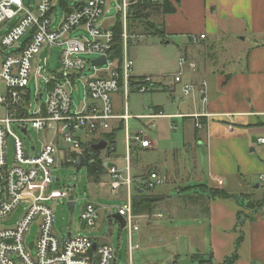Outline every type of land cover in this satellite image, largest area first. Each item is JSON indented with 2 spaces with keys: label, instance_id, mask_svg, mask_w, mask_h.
Masks as SVG:
<instances>
[{
  "label": "built area",
  "instance_id": "2783aa9c",
  "mask_svg": "<svg viewBox=\"0 0 264 264\" xmlns=\"http://www.w3.org/2000/svg\"><path fill=\"white\" fill-rule=\"evenodd\" d=\"M104 1L36 0L31 11L25 8L22 0H0V221L9 220L19 210L15 224L0 227V264H120L115 250L108 243H97L80 233L68 232L69 235L57 237L53 232L54 214L47 203L51 199L72 201L69 187L51 189L50 184L59 179L52 171L63 165L75 167L78 155H83L85 150L83 145L88 143L91 147L104 139L103 134L107 133L115 118L124 123L126 165L120 169L108 161L115 146L106 139L104 150L108 154L103 161H106L107 187L111 194L116 196L121 189L124 190V203L117 208V214L125 222L130 261L132 251L138 248L137 244L131 243L133 232L139 228L138 219L152 216L132 212L130 147L135 143L150 148L151 140L143 130L133 135L128 132L130 116L126 107L132 82L136 92L146 93L162 88L167 81L161 75L136 78L132 72V59L127 54L121 59L109 58L114 32L111 27H101L97 23L103 14ZM119 5L124 41L122 51L126 53V8L129 2L121 0ZM57 6L62 7L63 16L53 27L51 16ZM81 29L87 32V38L70 36ZM202 38V34L189 36L191 43ZM53 46L61 48L60 66L50 77H42L44 90L37 89L31 101L28 84L35 59L42 49ZM83 53H97L96 58L104 56L105 64L95 66L92 63L95 58L84 59L80 57ZM177 64L179 71L172 76V83L182 82L185 67L195 68V63L183 55H179ZM37 69H42V65L37 63ZM87 70H92L88 76L84 75ZM75 79L83 84L86 98L72 111L71 89ZM118 91H122L124 106V113L119 116L113 113L110 97ZM182 92L196 97L202 105L207 102L205 80L184 83ZM152 116L159 117L161 113ZM205 116L206 113L193 114L196 128L202 127L200 117ZM14 126L23 135L28 134L29 128L41 132L39 146L33 143L26 146ZM9 138L13 143L10 165L7 163ZM93 161V158L88 160L89 163ZM161 183L157 173L150 171L142 186L151 189ZM98 217L97 207L91 202L85 203L80 218L92 226ZM34 222L38 227L37 235L28 241L29 227Z\"/></svg>",
  "mask_w": 264,
  "mask_h": 264
},
{
  "label": "crops",
  "instance_id": "0c3cea01",
  "mask_svg": "<svg viewBox=\"0 0 264 264\" xmlns=\"http://www.w3.org/2000/svg\"><path fill=\"white\" fill-rule=\"evenodd\" d=\"M170 1L175 12L158 14L160 20L156 24L164 30V43L178 39L179 55L195 63L193 70L185 67L188 82L184 83L205 80L207 102L202 105L196 97L182 95V82L166 83L160 89L146 92L167 94L163 102H151L146 113L131 112L128 95V120L133 116L149 134L166 140L174 137L184 151V156L178 147L158 151L156 138H149L150 148L132 143L129 153L132 187L142 185L149 172L155 171L162 181L159 185L169 176L174 181L178 176V180L184 182L194 181L185 187L202 184L233 195L248 194L259 200L264 197V0ZM201 34L204 38L190 42V35ZM116 94L119 95V91ZM113 113L117 116L124 113L122 93L121 108L113 106ZM154 113L161 116L153 117ZM195 113L207 114L202 117L205 124L199 129L194 125ZM120 122L124 129L123 121L115 118L108 131ZM178 129L179 136L175 137ZM99 152L104 159L105 150ZM151 152L155 154L153 159L145 160L143 157ZM108 161L124 169V141L123 153L118 155L114 151ZM103 165L107 174L106 161ZM107 183L108 179L105 186ZM155 187L146 190V194L168 197L166 192L155 191ZM177 188L179 186L174 187ZM179 192L187 194L177 189L178 196H183ZM242 202L245 204L246 200ZM207 206L208 213L195 216V224L187 226L185 234L192 248H197L193 256L198 264L206 259L210 264H221L235 251L239 236L235 229L237 212L247 213L248 210L233 198L215 197ZM239 228L242 239L236 248L237 259L232 264H264V210L246 218ZM128 264H132V257L130 261L128 256Z\"/></svg>",
  "mask_w": 264,
  "mask_h": 264
},
{
  "label": "rangeland",
  "instance_id": "374dc122",
  "mask_svg": "<svg viewBox=\"0 0 264 264\" xmlns=\"http://www.w3.org/2000/svg\"><path fill=\"white\" fill-rule=\"evenodd\" d=\"M25 8L33 11L36 0H22ZM118 10L120 5L116 0H105L103 5V14L98 20V25L101 27H112L118 19ZM159 13H154L150 16V21L158 23L160 18ZM63 16V9L61 6H57L56 10L52 14L53 27H55ZM123 32V29H122ZM0 33H2L0 31ZM126 46L127 39H130V46L127 48L126 53L122 51V58L127 56L132 59L133 67L132 72L136 76L144 75H161L166 77V81L172 83V76L179 71L177 60L180 54L176 44L179 43L178 39H172V42L165 44L158 36H149L145 30H143L137 20L132 18H126ZM80 38H87L88 34L85 30H77L70 33L71 37L79 36ZM122 42L123 38H122ZM61 54V48L53 46L49 49H42L35 59L33 65V75L29 80L30 100L33 101L34 94L37 89L44 90V79L42 77H50L60 66L59 57ZM98 56L97 53H83L80 57L91 60ZM37 63L42 65V69H37ZM92 70H87L84 75H90ZM41 76V77H38ZM188 82L187 74L183 73L182 83ZM166 82V83H167ZM185 82V83H186ZM111 94V102L114 108H121V93ZM182 95L183 92H181ZM164 91L151 93H134L131 92L128 98V106L131 112H148L147 107L151 102H163L166 98ZM180 96V92H178ZM71 109L74 111L79 108L86 96L83 88V84L79 79L74 80L73 88L71 89ZM145 122V120H142ZM129 133L131 135L143 130L150 139L156 138L159 143L157 145L158 151H163L165 148L178 147L182 156L184 151L181 149V144L178 140H166L161 138L157 134H149L139 124V121L133 116L128 120ZM17 133L16 127H13ZM180 129L177 130L175 137L179 136ZM125 129L118 132L116 137V154L121 155L123 153V141H124ZM23 138L26 146L30 143L37 144L39 146L38 139L41 137V132H36L34 129L29 128L28 134L23 135L19 133ZM159 139H158V137ZM175 141V142H174ZM180 141V139H179ZM180 146V147H179ZM13 154L12 139H7V163L11 164ZM155 154L153 152L150 155L143 157L145 160L153 159ZM145 163V162H144ZM119 164V163H118ZM144 165V164H143ZM143 167V166H142ZM148 168V167H147ZM143 167L141 172L144 173ZM148 171V169L146 170ZM52 173L59 179L50 184L51 189H63L68 188L71 190V200L75 202L74 209L71 212L67 206V199H51L48 201V205L51 207L54 214L53 232L57 237L66 236L68 232L71 234H84L90 237L97 243L110 244L116 253L117 261L120 264H128V242L129 237L126 228L120 227L119 223L113 218V215L117 213V208L124 203V190L121 189L119 194L114 196L105 186V182L108 177L107 174L100 176L99 183L93 182L89 175L87 168L83 165L77 172L73 165L58 166ZM176 181L171 176L165 181L163 185L155 187V191L166 192L168 197L162 196V200L157 203V207L152 211V216L146 218H139L138 230L133 232L131 237V243L137 244L138 248L132 252V264H198L194 259V254L197 252V248H192L189 243L188 235L185 234L187 226H193L195 224V216L198 214H204V207L202 200L197 198L189 199L187 194L183 192L181 195H177V189L183 191L186 184L194 183V181H183V179ZM193 180V179H192ZM175 186H179L176 190ZM162 189V190H161ZM187 189V188H186ZM135 192V187L131 188V195ZM145 193L147 191L145 190ZM91 202L98 209V219L95 224L89 226L80 218L81 211L85 203ZM189 203L191 206H189ZM199 206L200 208H198ZM198 208V209H197ZM161 213L162 216H157ZM19 210L17 209L13 217L9 220H1L0 227H7L15 224ZM37 224L34 222L29 227V233L27 236L28 241H32L37 235Z\"/></svg>",
  "mask_w": 264,
  "mask_h": 264
},
{
  "label": "trees",
  "instance_id": "16d2710c",
  "mask_svg": "<svg viewBox=\"0 0 264 264\" xmlns=\"http://www.w3.org/2000/svg\"><path fill=\"white\" fill-rule=\"evenodd\" d=\"M129 5L126 8V18H132L133 20H137V23L139 26L145 30V32L149 36H158L161 40L165 42L166 35L164 33V30L161 26L158 24L153 23L150 21V16L154 13L159 14H170L175 12V6L170 0H157V1H151V0H128ZM111 29L114 32V38L112 43L111 51L109 52L108 56L110 59H121L122 56V49H123V42H122V15L120 12H118V19L116 23L111 27ZM130 39H127V48L130 46ZM136 78H140L142 76H136ZM133 79V78H132ZM133 81V80H132ZM131 90H134V83H131ZM200 122L202 125L205 124L202 117H200ZM123 130V124L120 122L117 126L113 127L110 131L103 134V138L106 139L109 143H112L115 145V137L118 134L119 131ZM85 150L83 152V156L85 158L84 164L87 168V171L94 182H99L100 176L104 174V165H103V159L101 157V153H96L95 151L89 149V145L84 144L83 145ZM106 154H108L107 151H105ZM90 158H93L94 161L92 163H89L88 160ZM187 188V189H186ZM139 189L142 191L140 192ZM145 189L142 185L135 188V192L131 197V203H132V212L135 215H141V214H152V211L155 207H157V203L162 200V197L155 196V195H147L145 193ZM184 192H187V198H197L202 200V205L204 207V213H208V206L207 203L209 200L215 197L219 198H233L235 199L241 206L246 208L248 210L247 213H243V211L237 212L236 217V223H235V229L238 230L239 236L235 241V251L224 258L223 262L221 264H232L237 259L236 254V248L239 245L242 234L240 230V225L243 223V221L246 218L253 217L258 211L264 210V197L259 200H254L253 198H250V195L248 194H240V195H233L229 194L226 191L222 189L217 188H211L202 184L198 185H190L186 186L183 190ZM242 200H246V203L243 204ZM203 263H209L210 260L206 259L203 261H200V264Z\"/></svg>",
  "mask_w": 264,
  "mask_h": 264
},
{
  "label": "water",
  "instance_id": "95a60500",
  "mask_svg": "<svg viewBox=\"0 0 264 264\" xmlns=\"http://www.w3.org/2000/svg\"><path fill=\"white\" fill-rule=\"evenodd\" d=\"M116 1L119 4L121 0H116ZM105 61H106L105 57L101 56L99 58L93 59L92 63L95 66H101V65L105 64ZM105 147H106V141L104 139H101L97 143L91 145V149L95 152H99L100 150L104 149ZM83 163H84V156L82 154H79L78 160L75 164V171L76 172L83 166ZM256 187H257V185H256ZM139 191L141 192V189H139ZM67 206H68L69 210L72 212L73 206H74L73 201L67 202ZM113 218L119 223L120 227H124L125 222L120 215L115 213L113 215ZM68 235H69V233H68ZM93 247H95V243H94Z\"/></svg>",
  "mask_w": 264,
  "mask_h": 264
}]
</instances>
